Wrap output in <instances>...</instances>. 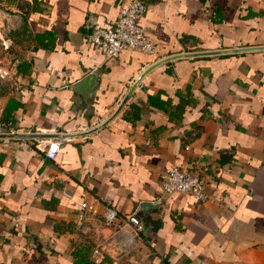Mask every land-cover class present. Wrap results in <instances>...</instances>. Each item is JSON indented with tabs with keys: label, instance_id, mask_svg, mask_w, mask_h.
Segmentation results:
<instances>
[{
	"label": "crops",
	"instance_id": "crops-1",
	"mask_svg": "<svg viewBox=\"0 0 264 264\" xmlns=\"http://www.w3.org/2000/svg\"><path fill=\"white\" fill-rule=\"evenodd\" d=\"M127 1L0 0L18 24L0 42L12 76L0 82V119L19 134L83 132L159 59L264 46V0H147L139 24L155 51L104 58L85 35L111 26ZM94 71L86 105L69 87ZM53 140L0 136V264H264V50L161 63L107 124L63 138L45 161ZM172 166L204 180L205 202L160 193L158 173ZM106 204L143 223L128 257L113 258Z\"/></svg>",
	"mask_w": 264,
	"mask_h": 264
},
{
	"label": "built area",
	"instance_id": "built-area-1",
	"mask_svg": "<svg viewBox=\"0 0 264 264\" xmlns=\"http://www.w3.org/2000/svg\"><path fill=\"white\" fill-rule=\"evenodd\" d=\"M147 9V0H128L120 5L111 26L108 28L98 24H92L88 33L85 35V42L98 49L104 58L114 59L123 50L134 51L142 54H151L155 51L154 44L147 40L143 26L139 24V18ZM1 11V10H0ZM5 12H0V42L3 46L8 33L15 29L17 22L9 23L6 21ZM12 79L9 70L0 66V82H8ZM16 86V85H15ZM17 88V86L15 87ZM20 129L11 120L0 119V136L19 134ZM63 138L54 139L47 144V149L42 153L45 161H54L55 154ZM204 180L195 172L184 166H172L164 168L158 173V186L162 195L168 194H187L199 202L207 200ZM85 207V203L80 204V209ZM82 218V213H79ZM102 219L106 225H116L119 232L114 238L116 254L113 258L120 259L128 257L132 252L134 243L140 238L143 229L141 220L135 213L119 215L118 210L106 204L102 213ZM121 223H118L117 220ZM128 228V231L125 230ZM116 232V233H117ZM107 248H94L93 255L102 258L103 251Z\"/></svg>",
	"mask_w": 264,
	"mask_h": 264
},
{
	"label": "water",
	"instance_id": "water-1",
	"mask_svg": "<svg viewBox=\"0 0 264 264\" xmlns=\"http://www.w3.org/2000/svg\"><path fill=\"white\" fill-rule=\"evenodd\" d=\"M8 40H4V45L7 46ZM256 50H264V46L259 47H250V48H237V49H229V50H216V51H199V52H190V53H181V54H175L172 56H167L162 59H159L149 66H147L138 76L133 80L132 84L128 88L127 92L124 94L120 102L117 104L116 108L113 110V112L105 118L100 123L96 124L95 126L78 133H55V134H35V133H26V134H14V135H3V137L8 138H51V139H58V138H68V137H74V136H81L89 134L95 130H98L99 128L103 127L105 124H107L121 109V107L124 105L130 94L132 93L133 89L138 85L140 80L145 76V74L156 67L157 65L164 63L166 61H170L177 58H183V57H197V56H206V55H218V54H226V53H236V52H245V51H256ZM98 73L96 71L91 72L81 78L79 81L72 84L69 89L77 96L79 97L84 104H90L91 96L93 93V89L97 83ZM161 205L160 202H140L137 206V211H139L141 214H145L148 211H151L153 209L158 208ZM143 224V223H142Z\"/></svg>",
	"mask_w": 264,
	"mask_h": 264
},
{
	"label": "trees",
	"instance_id": "trees-1",
	"mask_svg": "<svg viewBox=\"0 0 264 264\" xmlns=\"http://www.w3.org/2000/svg\"><path fill=\"white\" fill-rule=\"evenodd\" d=\"M75 264H102V263H94L91 260H88L85 257H81Z\"/></svg>",
	"mask_w": 264,
	"mask_h": 264
}]
</instances>
